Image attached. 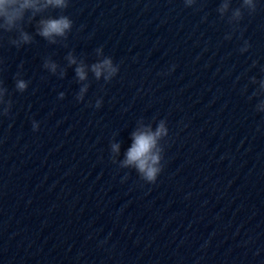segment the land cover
I'll return each mask as SVG.
<instances>
[{"label": "water", "instance_id": "95a60500", "mask_svg": "<svg viewBox=\"0 0 264 264\" xmlns=\"http://www.w3.org/2000/svg\"><path fill=\"white\" fill-rule=\"evenodd\" d=\"M256 3L235 21L242 0H69L25 21L31 43L0 32V82L12 101L8 115L0 108V264H264V0ZM60 15L73 21L67 38L37 34L41 19ZM104 56L119 66L111 81L91 71ZM160 120L169 134L151 184L119 162L132 134Z\"/></svg>", "mask_w": 264, "mask_h": 264}, {"label": "clouds", "instance_id": "9594fccd", "mask_svg": "<svg viewBox=\"0 0 264 264\" xmlns=\"http://www.w3.org/2000/svg\"><path fill=\"white\" fill-rule=\"evenodd\" d=\"M196 3V0H185L186 6H192ZM69 6V0H0V32H17L19 34L18 39H13L12 43L17 47L21 43L28 44L32 42L33 37L24 29V23H31L41 11L53 7L56 9H66ZM229 4L223 3L219 9L221 14L227 11ZM257 8L256 0H242L240 8H236L233 11L232 20L239 21L243 18L242 9H248L250 12H255ZM73 27V21L65 15H60L58 18L41 19L37 29V34L44 37L50 43H56V37L67 38L68 33ZM230 38V37H226ZM250 45L247 44L241 51H247ZM98 55L103 56V48H97ZM70 65H77V59L71 53L67 57ZM44 67L49 69L53 74L56 73L58 65L51 60H46ZM86 65L80 62L75 68L76 76L79 81H85L87 79ZM174 70V68H173ZM91 71L94 73L95 78L99 80L103 76L105 81H111L119 72V66L114 64L111 57L104 56V58L91 65ZM106 73V74H105ZM65 73L61 72V76ZM20 74L17 73L16 89L20 92H24L28 88V81L19 78ZM255 82V77H253ZM261 89L264 91V80H261ZM89 86L83 85L77 94V99L84 100V95L88 92ZM7 88H5L0 82V108H2V114L8 115L12 108V101L6 100ZM64 93L61 92L59 97L64 98ZM257 95V93H254ZM261 104H264V100H261ZM102 105V100L96 101V107L99 108ZM258 111H264V109L257 108ZM33 129L39 130V123L37 121L32 122ZM169 129L167 127L166 120H160L155 131L152 130L151 125H141L132 134L131 147L127 149L125 158L119 162L121 168H134L140 177L151 184L157 182L160 173L163 170V152L164 148L161 145V141L167 137ZM112 152L119 154L120 144L113 143L111 145ZM116 163L115 160H113Z\"/></svg>", "mask_w": 264, "mask_h": 264}]
</instances>
